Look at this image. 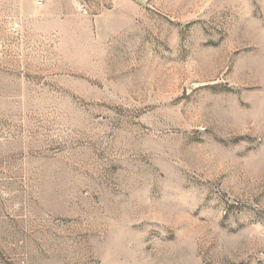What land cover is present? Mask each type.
<instances>
[{
	"label": "rangeland",
	"instance_id": "obj_1",
	"mask_svg": "<svg viewBox=\"0 0 264 264\" xmlns=\"http://www.w3.org/2000/svg\"><path fill=\"white\" fill-rule=\"evenodd\" d=\"M0 264H264V0H0Z\"/></svg>",
	"mask_w": 264,
	"mask_h": 264
}]
</instances>
